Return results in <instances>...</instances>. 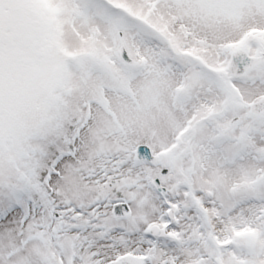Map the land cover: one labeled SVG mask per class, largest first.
Returning <instances> with one entry per match:
<instances>
[{"label":"snow or ice","instance_id":"1","mask_svg":"<svg viewBox=\"0 0 264 264\" xmlns=\"http://www.w3.org/2000/svg\"><path fill=\"white\" fill-rule=\"evenodd\" d=\"M0 264H264V0H0Z\"/></svg>","mask_w":264,"mask_h":264}]
</instances>
